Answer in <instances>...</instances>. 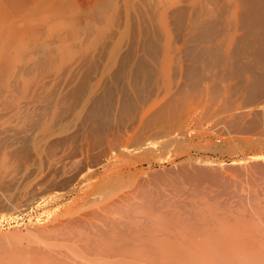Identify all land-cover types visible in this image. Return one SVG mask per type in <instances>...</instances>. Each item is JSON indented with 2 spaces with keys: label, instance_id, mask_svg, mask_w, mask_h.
Returning a JSON list of instances; mask_svg holds the SVG:
<instances>
[{
  "label": "rangeland",
  "instance_id": "374dc122",
  "mask_svg": "<svg viewBox=\"0 0 264 264\" xmlns=\"http://www.w3.org/2000/svg\"><path fill=\"white\" fill-rule=\"evenodd\" d=\"M167 5L172 14L177 9V15L187 2L0 0V264H28L39 260L46 246L67 244L69 237L84 230L76 229L79 222L77 226L69 222L79 212L95 210L86 196L89 187L98 182L103 186L105 181L106 186L111 180L132 195L131 203L109 213L114 218L125 219L122 215L127 210L133 216L143 214L142 207L148 203L165 208L166 202L185 195L181 200H210L206 207L215 210L218 205L216 210L222 214L229 209L231 214L222 216L229 214L230 222L234 219L233 226L228 223L232 230L227 218L222 217L226 219L222 222L216 216L230 232L244 225L264 228L259 223L263 222L259 221L261 210L257 212L264 201L259 200L264 199V159L258 165L249 162L264 155V112L258 111L264 95L251 103L245 87L258 73L256 56L261 52L235 45L237 60L232 59L231 50L232 65L229 60L226 64L219 60L226 58L224 50L217 51V55L224 52L218 58L212 51H202L205 44L184 40L185 31L180 30L175 14L166 30L159 11ZM204 51L216 57L210 55L209 60ZM214 57L223 65L214 64ZM169 108L171 114L166 113L164 120L156 118ZM44 128L50 132H43ZM87 146L94 151L87 154ZM244 158L250 164L239 166L242 170L232 165ZM80 159L82 167L77 165ZM206 162L217 165L220 183L197 184L181 176L183 167L193 170ZM87 167L96 176L84 180ZM236 168L246 170L245 176ZM140 179L144 182L135 186ZM250 198L260 202L255 203L256 211ZM246 210L257 221L251 214V220L245 217ZM210 212L215 211L205 215L211 216ZM235 212L240 219H248L246 223L232 216ZM252 221L259 225L253 226ZM220 227L216 229L223 230ZM134 243L137 248L139 244ZM69 251L81 256L72 248Z\"/></svg>",
  "mask_w": 264,
  "mask_h": 264
},
{
  "label": "bare ground",
  "instance_id": "6f19581e",
  "mask_svg": "<svg viewBox=\"0 0 264 264\" xmlns=\"http://www.w3.org/2000/svg\"><path fill=\"white\" fill-rule=\"evenodd\" d=\"M186 2H187L186 8L184 7L185 10L178 11V13L176 15L175 12L177 11V9H175L176 11L173 13V14H175L174 16H176L177 18L179 17L178 21L180 23H178V24L181 28L180 30L182 31V29H183V32L185 31L184 40L190 41L192 43L195 42L196 44H198V46L205 44L206 48H203L202 51L205 50V51H208L210 53L213 52L214 54H216V56L218 58L220 57V55L221 56L223 55L222 54L223 51L221 53L219 52L218 55H217V51L224 50L225 53L227 52V55L224 54L226 58H224V57L222 59L219 58V60L226 62V64H227V60H229V64H231L232 62H230V60L235 59L234 57H237V56H235L237 53L234 50V48L236 47L235 45H237V46L239 45V47L237 49L242 48V49H245L246 51H248L247 49H251L250 51H255V48L259 49V52H261V54L259 53V56H258L257 52H252V53H255V55L257 53L256 57H259V58H257V61H258L257 64H259V66H258V69L256 68L258 70L259 74L257 73L255 75L254 71H256V70H254L253 71L254 74L251 73L253 75L251 77L252 79L249 80L247 78L249 81L246 83L245 87H246V90H248V97L247 98L251 101V103L253 101H255L256 99L258 100L259 97L262 99V97L264 95V0H234V2L231 0L232 3L230 1L228 2L227 0H224V4H222V0H186ZM165 5L166 4H164V6ZM159 7H161V6H159ZM174 8H175V6H174ZM160 10L162 12L161 11H159L160 13L158 12L159 15L161 14V17L160 16L159 17L164 22L163 24L165 25L166 30L169 31L170 23L168 24L167 22L169 21L171 16L173 17V14H172L173 11L171 12V6L167 5L166 7H162V9H160ZM168 31H166V33ZM240 33H242V35H240ZM244 33H246V34H244ZM243 34L245 35V37ZM248 35L251 37L254 36L255 38L253 37L252 39H256V42H255V40L250 39V37ZM240 36L242 37V39H243V37L244 38L247 37V39H244V41H242V39H239V38H241ZM253 41L255 43H252ZM207 45H208V47H207ZM232 47H234V48L232 49ZM151 49H153V48L149 47V50H151ZM200 50L201 49L199 48V50H198L199 53H201ZM231 50H233V55L235 52V55L234 56L232 55V57H233L232 59H231V54H230ZM198 51H196V53ZM208 52L207 53L205 52V53L207 56L210 57L211 54L209 53L210 55H208ZM196 53H194V54L196 56H198V53L197 54ZM194 54H192V56ZM240 54H242V52ZM200 56L202 57L203 55H200ZM211 56H215V55H211ZM204 57H205V55H204ZM215 57H214L213 61L216 63H214V62L213 63L217 64L219 62V60H218V58H216V60L218 62L215 61ZM251 58H253L252 55H251ZM209 60H212V57H210ZM235 60H237V59H235ZM198 61H199V59H198ZM221 61L219 63L221 65H223ZM233 63H234V61H233ZM161 64L164 67L166 66V63H161ZM163 64H165V65H163ZM206 64H207V62H206ZM224 67H225V65H224ZM228 67H229V65H228ZM211 68L212 67H210V69ZM234 68H236V67H234ZM161 69H163V68H161ZM231 69L232 68H230V71H231ZM227 70H228V68H227ZM240 71L238 73H240ZM193 72H191L190 75H192ZM249 72H251V71H249ZM236 74H237V72H236ZM233 75H235V74H233ZM244 83H243V86H244ZM245 87H243V88H245ZM209 106H211V105H208V107ZM239 108H241V107H238V109ZM247 108H249V107H247ZM252 108H251V110H252ZM241 110H242V108H241ZM221 111L223 112V110H221ZM258 111L264 112V103L262 104L261 108L258 109ZM243 112L244 111H242V113ZM245 112L247 113V111H245ZM166 113L168 115L171 114V109L169 108L168 111H166V110L163 111L162 113L158 114L156 116V118L158 120H160V119L164 120L165 116H167ZM242 113H241V115H242ZM244 117L242 116L241 118L240 117L239 118H240V120L241 119L243 120ZM233 120L235 122V118H233ZM233 120H231L230 122H233ZM259 122H260V120H259ZM237 123L238 122H236L235 124L233 123V124L235 126L236 125L239 126V123L238 124ZM241 123H243V122H241ZM241 123H240V125H242ZM48 128H44L43 132H45V133L50 132ZM231 130H233V129H231ZM88 148H89V150H87V154H90L91 151H94V150H91L92 149L91 146ZM82 152L85 153L86 150H85V152L84 151H82ZM83 153H82V155H83ZM263 159H264V155L263 156L261 155L258 157H252V158H250V160L249 159L248 160H249V162L255 164L258 161H262ZM243 160L244 161L239 160V162H232V165H236L235 167L247 165L248 162L245 161V158ZM81 161H82V159H80V162H77L78 163L77 165H79L80 167H82ZM85 164H87V163L85 162ZM203 164H205L206 167ZM200 165H201V168L199 166L198 167L195 166L194 167L195 169H193V170L192 169L190 170V168L187 169L188 168L187 166L183 167L184 169L181 168L182 169L181 173H180L181 176H183L185 179H187L191 182L197 183V184L203 183V182H209V183L212 182L213 184L214 183L218 184V182L220 183V181L222 179L221 173H219L220 171L218 172L219 169L217 168V165L214 162L201 163ZM202 165L205 168H203ZM256 165H258V163ZM80 167H79V169H81ZM84 167H85V165H84ZM88 167H87V172L83 176L84 180H89V179H92L96 176V172L93 170L92 171L88 170ZM221 167L222 166H220L219 168L221 169ZM122 168H124V167H122ZM196 168H199V169H196ZM242 168H240V169L242 170ZM247 168L248 167H246V169ZM262 168H264V167H262ZM240 169H239V171H240ZM231 170H234V168ZM236 170H237V172H239L237 168H236ZM255 170H257V169L255 168ZM260 171H261V169L259 170V172ZM245 172H246V170L239 172L240 176H241V173H242V175L244 174V176H245ZM261 172H264V170ZM82 173H84V172H82ZM155 175H157V174H155ZM246 176H248V175H246ZM105 180H106V178H105ZM109 180L107 179V181H109ZM113 181L112 180L109 181L106 186H104L106 181L103 182L104 183L103 186H101V184H99V182H98L94 185H91L89 187V189L87 190L86 196H87V198H89L88 202L89 203L91 202L90 203L91 206L92 205L94 206V208H92V209H95V210H90L88 208L89 209L88 211H90V212L88 214H85V212H83V214L90 217V220L93 219L91 222L89 221V219L83 218L85 216H83L82 212H81L82 215L79 212V215H78L79 217L77 216L78 213L76 212L77 213L76 219L74 218L72 221H70L71 219L67 221V222L70 221L69 223H72V224L75 223L72 226H75L77 224V222H79L77 224L78 226L76 225L77 226L76 229L80 226L84 230L82 232H80L81 230L78 228L80 231L78 233H76L75 236H73V238H71L72 236L69 237L70 236L69 235L68 236L69 238L66 240L67 244H62V246H60V247L56 246V244H55L54 246H51V248H50L49 247L50 245H49V246H46V249L44 252L42 250H44L45 247H43L40 250L41 252H43L42 257H40L39 260H34L35 263H33V264H264V228L263 229H256L254 227L248 228V226H246L247 228H245L244 223L240 222V223H243L244 226L241 225L242 227L238 226L235 229L234 228V227H236V225H235L233 227L234 228L233 231H231V232H230V229H228L230 227L232 230L231 225H232L234 219L233 220H231V219L237 215L236 212H238V211L240 212V210H241V208H237L238 206H235V210L237 209V211L235 213H232V216H234V217L231 216L232 218H230V220L232 222H230L228 220V218L230 217L229 214H231V211L229 209H228V211L230 213L228 214V216L224 217L222 215H227L228 211L226 210L227 211V212H225L226 214H222L224 211L222 213H220V211H218L219 209L216 210L218 205L214 206V207H216L215 210H212V209H209L206 207V206H208V204L209 205L211 204V203H207L208 200L206 202H204V201L203 202L202 201L194 202L191 200H184L185 198L183 200H181L183 197H186L184 195L182 198L180 196H178V198L180 200L176 199V201H174V202L171 201L172 203L166 202V205L169 203V205H167V206L165 205V208L167 207L166 209L162 208V207H164L163 204L161 205L162 207H160V205L158 206L157 203H156V206H154L155 204L153 205V203H151V204L148 203L146 205H143L144 207H142L143 208V210H142L143 214H142V212H140V214L138 213L136 216H133V214L129 210H127L126 213L124 212L127 216L122 215L123 217H125V219H118L120 216L118 218H114V216H111L109 213L112 210L114 211V209H115L114 207L121 210V206L123 205V207H124L126 205V202L131 203L129 198H131L132 195L131 196L128 195V194H130L131 191L129 193L127 192L128 194L126 192L122 191L123 189H125V187H123V186L119 187V186H117L118 184H116ZM142 181L143 180L136 181V183L134 182V185L138 186L139 182L140 183L144 182V181L143 182ZM132 186H130V187H132ZM140 186L141 185L139 184L138 187H140ZM198 187H199V185H198ZM133 188H134V186H133ZM132 193H133V190H132ZM249 195H251V194H249ZM235 196H233V197H235ZM254 196H256V195H254ZM254 196H253V198H254ZM263 196H264V194H263ZM240 197H243V195ZM245 198H243V199H245ZM190 199H192V198H190ZM234 199H236V198H234ZM251 199L252 198H250V200ZM240 200H242V198ZM259 200L262 201L264 199L259 198ZM244 201H246V200H244ZM86 202L85 203L83 202L84 205L86 204ZM233 202L235 203V201H233ZM250 202L253 204H251ZM250 202H248V203H250V206L254 205L256 202L260 203L258 200L255 202H253L251 200ZM89 203L87 205H90ZM214 203H216V202H214ZM238 203H240V202H238ZM246 203H247V201H246ZM258 203H257V206H259V205L260 206L257 207L255 204L253 210L257 207V208H259V209H257L258 213H260L259 210H261V213H264V210H263L264 204H262V203H264V201H262L261 204H259V205H258ZM244 204H245V202L242 205H244ZM247 204H245V205H247ZM214 205H216V204H214ZM242 205H241V207H242ZM261 205H263V207ZM84 207L85 206H83L82 208H84ZM214 207H212V205H211L210 208H214ZM239 207H240V205H239ZM244 207L247 208V206H244ZM251 207H253V206H251ZM246 208H243L242 210H244ZM249 208L250 207H248L247 209H249ZM233 209H232V211H235ZM238 209H240V210H238ZM210 210L215 211V212L209 213V214H211V213L213 214V215L211 214V216L209 215L211 220L207 219V217L209 218V216L205 215V213L207 214V212H209ZM249 210H251V209H249ZM262 210H263V212H262ZM80 211H84V209H82V210L80 209ZM88 211L86 209V213ZM246 211H248V210H246ZM254 211H256V210H254ZM115 212H117V210ZM115 212L111 213V214L115 215ZM218 212L220 213V216H219ZM261 213L258 214L261 216V218H260V216L257 215V217L260 218L259 221L263 220V222L258 221L260 224L264 223V214H261ZM107 214H109V216H111L113 218L107 216ZM246 214L247 213L244 214L245 217L246 216L249 217L250 216L249 214L252 215V212L250 213L248 211V214L247 215ZM80 215L83 217L81 218ZM155 215H158V216L155 217ZM214 215L216 218L214 217ZM216 215L218 216V218L221 217V219L219 218L221 221L226 220V219H222V217L227 218V220L229 221V222L227 221V224L231 223V225L228 224L229 225V227H228L227 224H225V223L223 224L222 223L223 221L222 222L219 221V219L217 218ZM244 215H243V217H244ZM204 216H206V218H204ZM262 216H263V218H262ZM236 217H238V219H240L241 216H236ZM251 218L253 221H257V220H255L256 215L254 216L255 219L253 218V215ZM204 219H206L207 221ZM214 219H215V221L218 219L217 220L218 222L217 221L216 222L218 224H219V222H221V224L218 225L214 221ZM249 219H250V217H249ZM240 220H243V219L241 218ZM247 220L248 219H246V221ZM82 221L85 222L83 225L84 227L81 226L82 224L80 225V223ZM243 221H245V218ZM246 221H245V223H246ZM253 221H252V223L254 224L253 226H255L257 222L254 223ZM235 223H236V221H235ZM237 223H239V222H237ZM64 224L66 225V223H64ZM85 224H88V225H85ZM248 224H251V223L249 222ZM61 225H63V224H61ZM67 225L71 227L70 224H67ZM258 225H256V226H258ZM217 226H218V228L220 226L221 227L224 226L223 230L222 229L217 230L218 229V228L216 229ZM261 227H264V224H262ZM72 228H75V227H72ZM224 228L225 229L227 228V230H224ZM76 229L75 230L73 229L74 232L76 231ZM219 231H220V233H219ZM69 232H70V230H69ZM61 236H62V234H61ZM130 237H132V239H130ZM57 240H59V239L57 238ZM64 241H65V239H64ZM134 242L139 244L137 248H135L136 246L133 247ZM135 245H137V244H135ZM55 246H56V248H52ZM47 247H49V248L47 249ZM70 248H72V250H74L73 251L74 254L78 253L81 256L77 257V256L71 254V252L69 251ZM12 250H10V251H12ZM10 251L8 250L7 252L9 253ZM40 251H39V253H40ZM41 254H40V256H41ZM34 261H31V263H28V264H32V262H34ZM15 264H17V263H15Z\"/></svg>",
  "mask_w": 264,
  "mask_h": 264
},
{
  "label": "built area",
  "instance_id": "2783aa9c",
  "mask_svg": "<svg viewBox=\"0 0 264 264\" xmlns=\"http://www.w3.org/2000/svg\"><path fill=\"white\" fill-rule=\"evenodd\" d=\"M191 132V130H189V133Z\"/></svg>",
  "mask_w": 264,
  "mask_h": 264
}]
</instances>
